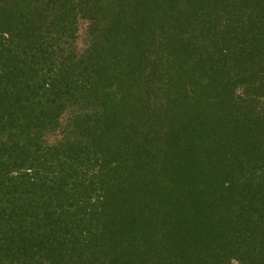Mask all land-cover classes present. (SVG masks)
Here are the masks:
<instances>
[{"label":"trees","instance_id":"obj_1","mask_svg":"<svg viewBox=\"0 0 264 264\" xmlns=\"http://www.w3.org/2000/svg\"><path fill=\"white\" fill-rule=\"evenodd\" d=\"M229 250L264 264V0H0V264Z\"/></svg>","mask_w":264,"mask_h":264},{"label":"rangeland","instance_id":"obj_2","mask_svg":"<svg viewBox=\"0 0 264 264\" xmlns=\"http://www.w3.org/2000/svg\"><path fill=\"white\" fill-rule=\"evenodd\" d=\"M139 11H141V10H139ZM141 12H143V11H141ZM134 14H138V11H136V12H134ZM146 16H149L148 14H146ZM134 20H135V18H133ZM152 26H154V24H152ZM127 30H129V34H128V36H127V38L124 40V41H120V42H123L122 44H121V46L118 48L119 50L117 51L118 53H120L121 52V54H122V58L123 59H125V56H128L130 59L132 58L133 60H135L136 61V63L134 64V65H142V59H141V57L138 55V54H140V52H138V47H135L134 46V44L136 43V42H134V40L136 39V37H135V32H133V30H131V29H129V28H124L123 29V32H124V34H126V32H127ZM112 32H115L116 33V35L115 34H113V33H111V32H109V28H104L103 29V33H102V40L103 41H108L111 45H113L114 43H116V41H115V38L116 37H118V36H120V34H119V31L116 29V28H112ZM127 35V34H126ZM149 57H153V55H150ZM149 57L147 58V60H150L149 59ZM158 58V57H157ZM154 60H156V59H154ZM157 63H159V60L158 61H154V66H157ZM151 64H152V61L149 63V65L151 66ZM152 64V65H153ZM163 65H164V67L167 65V62L164 60L163 61ZM163 67V68H164ZM121 68H122V70H124L123 69V66H121ZM151 67H149V69H150ZM148 69V70H149ZM115 74H117V72H115ZM152 75V74H151ZM152 77H153V75H152ZM155 79H157V78H155ZM165 80H167V77L166 78H164ZM173 79H171V81H172ZM151 82V81H150ZM153 82V84H155L154 83V81H152ZM155 82H157V81H155ZM240 92V91H239ZM238 92V93H239ZM205 221H210V220H205ZM214 238H215V236H214ZM158 239V238H157ZM151 240H154V238H152V239H150V241ZM210 243V242H209ZM208 243V244H209ZM129 250H131V252H137V251H139V249L138 248H136L135 246H131L130 248H128ZM234 250H229L228 252H226V253H224V255H223V257L225 258L224 259V261H225V263L226 264H243V261H241V263H240V261H238V259H237V257L239 256V255H236V253L235 252H233ZM233 252V254H231ZM144 256H148L149 254H147L145 251L142 253ZM242 259V258H241Z\"/></svg>","mask_w":264,"mask_h":264}]
</instances>
